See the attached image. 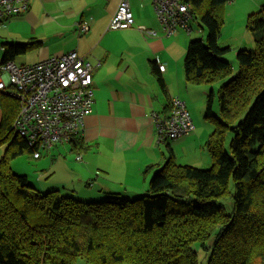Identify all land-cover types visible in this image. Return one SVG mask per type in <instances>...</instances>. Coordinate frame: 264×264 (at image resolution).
I'll use <instances>...</instances> for the list:
<instances>
[{"label": "trees", "instance_id": "trees-1", "mask_svg": "<svg viewBox=\"0 0 264 264\" xmlns=\"http://www.w3.org/2000/svg\"><path fill=\"white\" fill-rule=\"evenodd\" d=\"M186 1L207 33L188 42L186 82L223 81L220 120L211 118L214 91L206 96L211 166L178 164L170 153L162 166H146L144 175L153 172L147 189L131 198L89 201L40 191L10 168L13 158L33 149L13 135L18 106L9 107L0 122V143L7 142L0 158V264H199L197 243L211 248L207 264H264V3L246 19L255 48L236 51L239 72L226 81L233 67L222 58L229 46L218 37L221 11L232 0ZM36 44L4 42L1 62ZM81 137L69 142L76 154L88 150ZM226 197L233 199L229 212L220 201Z\"/></svg>", "mask_w": 264, "mask_h": 264}, {"label": "crops", "instance_id": "crops-1", "mask_svg": "<svg viewBox=\"0 0 264 264\" xmlns=\"http://www.w3.org/2000/svg\"><path fill=\"white\" fill-rule=\"evenodd\" d=\"M128 2L134 24L122 30L107 29L119 0H29L24 11L0 20L1 59L4 42L36 41L30 51L35 52L34 62L75 49L95 67L92 108L84 116L81 135L88 150L76 154L70 144H64L43 152L41 156L47 160L28 154L29 161L36 162L33 169L44 171L35 176L34 182L31 178L29 181L30 174L23 161L21 165L18 161L10 164L11 170L18 172L21 171L17 166L24 167L21 170L34 189L57 190L73 198L80 193L89 197L76 199H94L90 197L98 195L101 198L107 194L131 198L147 189L153 172L144 175L146 166H162L170 153L178 164L211 163L205 148L211 130L203 119L194 120V108L205 105L210 87L187 83L184 72L188 42L196 37L191 34L192 27L191 31L179 28L173 35L164 36L152 0ZM249 3L253 6V0ZM244 15L225 13L224 18L231 17L228 22L237 24L235 32ZM81 22L87 23L86 32L79 31ZM140 27L155 34L144 32ZM18 57L13 60L16 62ZM159 63L164 64L163 71L158 69ZM159 78L165 85L164 90ZM194 93L196 96L192 98ZM175 95L185 101L189 113L193 112L190 116L194 129L177 139H160L154 114H168L170 97ZM16 104L15 99L0 92V122L5 111ZM77 155L81 158L77 159Z\"/></svg>", "mask_w": 264, "mask_h": 264}, {"label": "built area", "instance_id": "built-area-1", "mask_svg": "<svg viewBox=\"0 0 264 264\" xmlns=\"http://www.w3.org/2000/svg\"><path fill=\"white\" fill-rule=\"evenodd\" d=\"M28 1L0 0V20L24 11ZM152 5L164 36L173 35L179 28L191 31L193 15L186 0H152ZM133 24L128 0H119L107 29L122 30ZM78 28L83 33L88 25L81 22ZM140 29L155 34L145 27ZM94 68L75 49L48 55L31 64H17L13 59L0 62V92L18 103L12 133L26 140L33 149V158L83 134L84 116L92 108ZM158 69L163 71L164 64L159 63ZM169 106L168 114H154L159 138L177 139L193 131L185 101L175 95L170 97Z\"/></svg>", "mask_w": 264, "mask_h": 264}, {"label": "rangeland", "instance_id": "rangeland-1", "mask_svg": "<svg viewBox=\"0 0 264 264\" xmlns=\"http://www.w3.org/2000/svg\"><path fill=\"white\" fill-rule=\"evenodd\" d=\"M250 0H232L228 3L225 4L224 8L221 11V17L223 20L222 23V27H221V32L220 35L218 37V43L221 46H229V51H227L222 58L226 59L233 67V70L231 72V76H229L228 78H226V81L232 77H234L238 72H239V68H238V64L237 61L235 59V53L238 49L240 48H245L247 50H254L255 46H254V38L252 33L247 29L246 27V19L247 16L251 13H256L259 11L261 5L264 3V0H253V6L251 5V3H249ZM251 9V10H249ZM244 13L245 15L243 16V19L241 20V24H239V28L236 29V31L234 32V28L237 24L232 23L231 21L228 22V20H231V17H226L224 18V14L225 13H232V14H238V13ZM239 19V18H237ZM238 21V20H237ZM237 23V22H236ZM190 25L192 27V32L191 34L193 36V38H203L205 39L206 37V30L203 29L202 26H200L198 19H194L193 22H190ZM202 28V30H201ZM200 29V30H199ZM200 31V32H199ZM1 41V40H0ZM239 44H242V47H237ZM25 54V55H24ZM24 54H20L19 57L17 58L16 63L18 64H31L32 62H34V55L35 52H26ZM1 59V57H0ZM1 61V60H0ZM221 83H223V81L221 82H217L213 85H207L208 91L207 93L212 89L214 91V100H213V104H212V117L214 118L216 117L217 119H221L220 117V104H219V94H218V90L220 88ZM196 96V93L192 94V98H194ZM198 100V99H197ZM205 105H206V101H205ZM201 107V109L196 105V107L194 108V112H195V121L197 119H203V123L205 126L209 127L210 130H212L213 128V123L212 120L209 119L208 117H206V106ZM190 114L192 115L193 112L190 111ZM231 134H228L227 138H226V149H228L229 146V142L231 140ZM7 146V142H4L3 144L0 143V158L3 155V152L5 150ZM66 151V147L65 150ZM44 155V154H43ZM46 156H41L40 160L45 159L47 160L48 158H45ZM31 159V157L27 154L24 153L22 155L17 156L16 158H13L9 164H11L13 161H18V164L21 165V161H23L24 166L27 165L26 168V172H29L28 174H30L28 177L29 181L30 178L32 179V182H34V178L35 176L37 177L38 175L43 174V169H33V166L36 165L35 161H29ZM199 161H195L193 164V166L195 167H199V168H209L211 166L210 164H206V165H200L198 163ZM11 168V165H10ZM24 167H19L17 166V169L21 172H18L16 170H12L14 173L16 174H24L23 171L21 170ZM12 169V168H11ZM60 174L56 173V176H59ZM61 190V189H60ZM62 191V190H61ZM78 196H83L80 194H77L74 196V198H79ZM86 198H89L88 196H83ZM100 197L95 196V197H90V198H94V199H83V200H89V201H101L104 199V197L102 196ZM221 203L224 205V208L227 212H229L232 207H233V199L232 197H226V198H222L220 199ZM195 252L197 253V257H198V263L199 264H207L209 256H210V252H211V248L207 247L202 248L200 246V244H194L193 246ZM76 264H87L85 263L83 260L78 259Z\"/></svg>", "mask_w": 264, "mask_h": 264}]
</instances>
